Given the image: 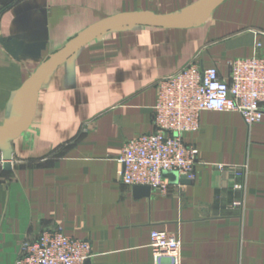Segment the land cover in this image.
<instances>
[{"label": "crops", "instance_id": "0c3cea01", "mask_svg": "<svg viewBox=\"0 0 264 264\" xmlns=\"http://www.w3.org/2000/svg\"><path fill=\"white\" fill-rule=\"evenodd\" d=\"M208 1L0 0V264L54 229L89 241L87 264H173L154 261L155 230L177 264H264V117L200 113L195 179L170 175L165 195L119 180L123 144L154 132L159 79L264 57V0Z\"/></svg>", "mask_w": 264, "mask_h": 264}, {"label": "built area", "instance_id": "2783aa9c", "mask_svg": "<svg viewBox=\"0 0 264 264\" xmlns=\"http://www.w3.org/2000/svg\"><path fill=\"white\" fill-rule=\"evenodd\" d=\"M228 74L220 77L215 67L201 68L195 60L156 83L153 107L154 132L127 140L118 158L119 180L126 187H147L167 194L166 174L175 173L190 183L195 179L197 150L184 136L199 128L204 111L237 113L247 127L264 117V57L234 59ZM0 152V165L4 164ZM234 177L244 173L231 169ZM243 186L235 185V190ZM233 207H242L235 200ZM149 247L155 262L168 258L178 263L180 243L168 233L151 231ZM92 257L89 241L65 235L60 229L44 231L24 242L13 264H87Z\"/></svg>", "mask_w": 264, "mask_h": 264}, {"label": "water", "instance_id": "95a60500", "mask_svg": "<svg viewBox=\"0 0 264 264\" xmlns=\"http://www.w3.org/2000/svg\"><path fill=\"white\" fill-rule=\"evenodd\" d=\"M221 0H210L208 1L209 6H213L216 5L220 2ZM202 18H204L203 16H196V17H174L171 19L172 22H185V23H193V22H197L199 20H201ZM152 21L154 23L157 24H163L164 21L161 19H152ZM24 127H21L20 130H23ZM6 163L3 164V169H10V163H9V158L6 157ZM175 174V173H169L166 174L165 176L168 178L170 175ZM182 179L183 182L185 183H190V181H188L185 177H180ZM135 189H141L144 190L146 193L149 192L150 190L147 187H134Z\"/></svg>", "mask_w": 264, "mask_h": 264}, {"label": "rangeland", "instance_id": "374dc122", "mask_svg": "<svg viewBox=\"0 0 264 264\" xmlns=\"http://www.w3.org/2000/svg\"><path fill=\"white\" fill-rule=\"evenodd\" d=\"M2 153V152H1ZM3 154V153H2ZM4 155V154H3ZM6 155H4V159H6ZM8 158V157H7ZM4 163H6V160L4 161ZM9 163H10V168H11V160H9Z\"/></svg>", "mask_w": 264, "mask_h": 264}]
</instances>
